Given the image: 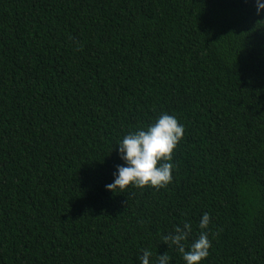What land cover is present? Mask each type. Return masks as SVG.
<instances>
[{"label":"trees","instance_id":"16d2710c","mask_svg":"<svg viewBox=\"0 0 264 264\" xmlns=\"http://www.w3.org/2000/svg\"><path fill=\"white\" fill-rule=\"evenodd\" d=\"M184 125L164 188L109 192L117 143ZM264 264V9L255 0H0V264Z\"/></svg>","mask_w":264,"mask_h":264},{"label":"clouds","instance_id":"9594fccd","mask_svg":"<svg viewBox=\"0 0 264 264\" xmlns=\"http://www.w3.org/2000/svg\"><path fill=\"white\" fill-rule=\"evenodd\" d=\"M257 14L264 9V0H255ZM184 125L176 116L162 112L146 128L129 132L117 143L116 151L122 165H117L113 172V181L105 185L109 192H123L129 185L135 188H164L172 182L175 165L172 163L173 152L183 138ZM210 216L204 213L199 221L201 230L198 238L189 242L192 225L184 222L177 225L163 237L167 247H175L185 264H200L209 255L211 242L208 232ZM153 253L142 250L138 257L139 264H171V257L164 252L152 259Z\"/></svg>","mask_w":264,"mask_h":264}]
</instances>
